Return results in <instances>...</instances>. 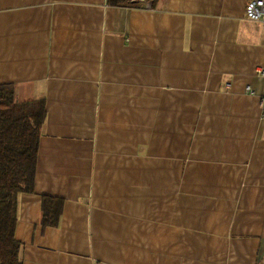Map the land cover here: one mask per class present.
Returning <instances> with one entry per match:
<instances>
[{
	"label": "crops",
	"instance_id": "1",
	"mask_svg": "<svg viewBox=\"0 0 264 264\" xmlns=\"http://www.w3.org/2000/svg\"><path fill=\"white\" fill-rule=\"evenodd\" d=\"M250 1L0 0V85L46 109L22 264H264Z\"/></svg>",
	"mask_w": 264,
	"mask_h": 264
},
{
	"label": "trees",
	"instance_id": "2",
	"mask_svg": "<svg viewBox=\"0 0 264 264\" xmlns=\"http://www.w3.org/2000/svg\"><path fill=\"white\" fill-rule=\"evenodd\" d=\"M135 1L109 0L113 5ZM45 114L43 100L16 102L14 87L0 85V264H22L21 244L15 238L18 196L34 191ZM57 207L45 215L46 224L58 223L61 207Z\"/></svg>",
	"mask_w": 264,
	"mask_h": 264
},
{
	"label": "built area",
	"instance_id": "3",
	"mask_svg": "<svg viewBox=\"0 0 264 264\" xmlns=\"http://www.w3.org/2000/svg\"><path fill=\"white\" fill-rule=\"evenodd\" d=\"M146 7H150V4L146 3ZM246 16L252 21L264 23V0H251L246 7ZM260 73L264 75L262 70ZM260 109L261 118L264 119V93L260 96Z\"/></svg>",
	"mask_w": 264,
	"mask_h": 264
}]
</instances>
